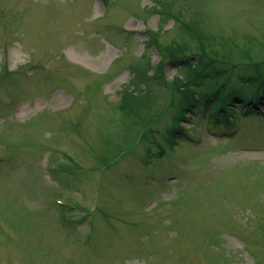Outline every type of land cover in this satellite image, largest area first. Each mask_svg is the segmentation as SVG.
<instances>
[{
	"label": "rangeland",
	"instance_id": "374dc122",
	"mask_svg": "<svg viewBox=\"0 0 264 264\" xmlns=\"http://www.w3.org/2000/svg\"><path fill=\"white\" fill-rule=\"evenodd\" d=\"M259 72L264 0H0V264H264V103H186Z\"/></svg>",
	"mask_w": 264,
	"mask_h": 264
},
{
	"label": "trees",
	"instance_id": "16d2710c",
	"mask_svg": "<svg viewBox=\"0 0 264 264\" xmlns=\"http://www.w3.org/2000/svg\"><path fill=\"white\" fill-rule=\"evenodd\" d=\"M224 72H226L224 69H214L217 77ZM239 77L245 92H242V88H236V85L228 89L225 83H219L216 91H212L204 100L198 98L194 92H191L190 86H187V108H198L202 115L206 114L207 119L214 125L220 123L227 127L237 126L234 117L239 110L246 115H255L256 107L264 103V73L241 74Z\"/></svg>",
	"mask_w": 264,
	"mask_h": 264
}]
</instances>
